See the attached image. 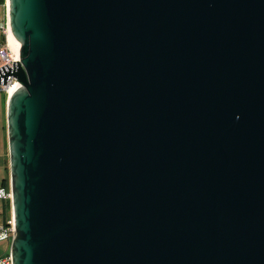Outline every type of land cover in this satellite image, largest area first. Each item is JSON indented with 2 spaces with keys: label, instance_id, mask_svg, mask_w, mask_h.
<instances>
[{
  "label": "water",
  "instance_id": "water-1",
  "mask_svg": "<svg viewBox=\"0 0 264 264\" xmlns=\"http://www.w3.org/2000/svg\"><path fill=\"white\" fill-rule=\"evenodd\" d=\"M13 264H264V0H8Z\"/></svg>",
  "mask_w": 264,
  "mask_h": 264
},
{
  "label": "built area",
  "instance_id": "built-area-1",
  "mask_svg": "<svg viewBox=\"0 0 264 264\" xmlns=\"http://www.w3.org/2000/svg\"><path fill=\"white\" fill-rule=\"evenodd\" d=\"M3 9L4 16L3 20L0 21V69L9 65L10 68H13V63L20 62V50L15 51L9 42V31L10 29V20H9V4L6 0L5 4H0V11ZM20 88V84L16 81L14 77H11L9 82L6 85H0V92L5 94L8 99L10 98V90L15 89V92ZM0 200L10 201L11 203V218L0 226V242L11 240V243L15 236V222L12 215V193L10 186L8 189L0 188ZM0 264H13L11 254L9 256L0 259Z\"/></svg>",
  "mask_w": 264,
  "mask_h": 264
},
{
  "label": "rangeland",
  "instance_id": "rangeland-1",
  "mask_svg": "<svg viewBox=\"0 0 264 264\" xmlns=\"http://www.w3.org/2000/svg\"><path fill=\"white\" fill-rule=\"evenodd\" d=\"M4 12L3 9L0 11V21L3 20ZM7 102L8 97L0 92V181L2 175L5 177L6 172L9 173V149H8V135H7ZM3 201H0V218L3 211ZM3 246H0V252L3 251Z\"/></svg>",
  "mask_w": 264,
  "mask_h": 264
},
{
  "label": "trees",
  "instance_id": "trees-1",
  "mask_svg": "<svg viewBox=\"0 0 264 264\" xmlns=\"http://www.w3.org/2000/svg\"><path fill=\"white\" fill-rule=\"evenodd\" d=\"M6 0H0V4H5ZM10 186V182L9 180H4L3 181V187L2 188H6L8 189ZM3 201L4 205L6 208H8V210L10 211V216L5 219V223H7V221L11 218V203L10 201H6V200H1ZM3 246V251L0 252V259H3L7 256H9L10 254V248H11V240H7V241H4V242H0V246Z\"/></svg>",
  "mask_w": 264,
  "mask_h": 264
},
{
  "label": "crops",
  "instance_id": "crops-1",
  "mask_svg": "<svg viewBox=\"0 0 264 264\" xmlns=\"http://www.w3.org/2000/svg\"><path fill=\"white\" fill-rule=\"evenodd\" d=\"M1 178H4V179L2 180V182L0 181V188L3 187V181H4V180H9V182H10V176H9V173L6 172L5 177H3V175H2ZM0 201H1V200H0ZM2 206H3L4 214H1L2 216H1V218H0V226H1L2 224H4V223H5V219H7V218L10 216V211L8 210V208L5 207L4 203L2 204Z\"/></svg>",
  "mask_w": 264,
  "mask_h": 264
},
{
  "label": "bare ground",
  "instance_id": "bare-ground-1",
  "mask_svg": "<svg viewBox=\"0 0 264 264\" xmlns=\"http://www.w3.org/2000/svg\"><path fill=\"white\" fill-rule=\"evenodd\" d=\"M9 42L11 44V47L15 50V51H19L20 50V43L15 39V37L13 36V34L11 33V31H9ZM15 93V89L10 90L9 94L13 95Z\"/></svg>",
  "mask_w": 264,
  "mask_h": 264
}]
</instances>
